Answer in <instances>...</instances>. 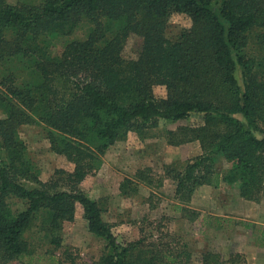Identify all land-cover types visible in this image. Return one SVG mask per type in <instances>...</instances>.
Instances as JSON below:
<instances>
[{
  "label": "trees",
  "instance_id": "16d2710c",
  "mask_svg": "<svg viewBox=\"0 0 264 264\" xmlns=\"http://www.w3.org/2000/svg\"><path fill=\"white\" fill-rule=\"evenodd\" d=\"M174 13L187 14L192 24L171 42L166 29ZM80 27L87 31L83 38L69 40L59 54L51 51L48 38ZM132 35L143 43L127 59ZM158 85L166 88L163 99L155 96ZM194 112L203 123L184 133L199 140L204 154L183 171L168 169L176 206L185 210L181 203L202 185L237 186L242 198L258 200L264 190V0H0V264L36 252L32 233L61 247L63 223L79 210L106 244L96 264H194L190 252L160 242H121L102 204L77 187L128 132L142 134L159 118L178 121ZM34 123L49 127L52 149L75 164L64 178L71 190L43 181L27 155L19 128ZM139 178L150 184L147 175ZM129 189L125 179L121 191ZM12 199L24 207L14 209ZM197 257L198 264L235 262L215 251Z\"/></svg>",
  "mask_w": 264,
  "mask_h": 264
},
{
  "label": "rangeland",
  "instance_id": "374dc122",
  "mask_svg": "<svg viewBox=\"0 0 264 264\" xmlns=\"http://www.w3.org/2000/svg\"><path fill=\"white\" fill-rule=\"evenodd\" d=\"M39 1L8 0L14 5ZM191 24L187 14L174 13L166 36L173 42ZM86 32L80 27L69 36L48 38L51 51L61 53L69 40L83 38ZM142 43L140 36H130L123 56L136 58ZM237 75L242 83L240 69ZM154 93L157 99H163L166 88L158 85ZM202 123V114L194 112L178 121L159 118L156 126L142 134L128 132L126 139L116 141L101 154L99 166L77 187L102 204L104 219L123 243L140 238L160 242L170 250L190 252L194 264L204 251L219 252L225 259L234 255L235 262L228 264H259L255 251L261 237L259 228L264 226V190L258 200H246L237 186H200L190 200L181 203L185 210L176 206L179 201L168 169L183 171L204 154L199 140H190V135L184 133ZM19 135L27 145V155L38 165L41 179L56 180L57 188L71 190L64 178L74 171L75 164L52 149L49 127L43 123L24 124ZM229 165L226 163L222 170ZM141 175H147L150 184L140 180ZM125 179L130 180L128 194L121 191ZM11 202L14 209L24 207L17 199ZM61 233L63 245L58 248L43 239L42 233H29V239L37 244L36 252L8 264H96L105 250V241L88 229L82 210L73 221L63 223Z\"/></svg>",
  "mask_w": 264,
  "mask_h": 264
},
{
  "label": "crops",
  "instance_id": "0c3cea01",
  "mask_svg": "<svg viewBox=\"0 0 264 264\" xmlns=\"http://www.w3.org/2000/svg\"><path fill=\"white\" fill-rule=\"evenodd\" d=\"M202 186H209V185H202ZM221 186L226 187L224 184H221ZM262 223V222H261ZM264 225V223H262ZM260 233H261V237L259 240V245H256V251L255 254L258 255L257 258V263L259 264H264V226H261V228H259Z\"/></svg>",
  "mask_w": 264,
  "mask_h": 264
}]
</instances>
